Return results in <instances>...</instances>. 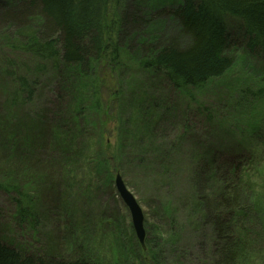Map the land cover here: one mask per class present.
<instances>
[{"label": "trees", "instance_id": "16d2710c", "mask_svg": "<svg viewBox=\"0 0 264 264\" xmlns=\"http://www.w3.org/2000/svg\"><path fill=\"white\" fill-rule=\"evenodd\" d=\"M153 1L0 0V122L13 125L16 120L5 113V107L23 110L33 104L40 79L50 74L49 70L59 77L64 70H71L70 74L76 76L74 88L71 76V85L66 90L61 89L62 81L58 85L60 78H52V94L59 103L57 116L50 118V109L31 111L26 115H34V123L23 132L25 134L17 130L9 134L10 130L0 129V195L4 196L11 221L16 229L43 238L45 232L40 222L47 220L49 200L55 203L57 214L63 216L62 208L57 207L59 203L49 195L46 197L45 191L44 198L35 197L21 187L28 174L20 164L14 163V155L18 162L22 161L19 157L24 156L35 157L37 163V155L43 152L48 165L59 161L64 175L75 172L78 179L75 184L72 180L70 185L74 184L80 195L76 194L74 201L94 198L99 189L115 195L116 177L120 175L128 184L126 178L131 175L126 165L135 163L150 189L167 192L166 208L171 200H177L172 190L184 194L195 183V169L187 165L192 160L196 172L204 173L212 190L217 192L210 191L211 200L214 204L220 201L221 207L215 212L207 211L205 204L198 200L186 205L185 218L191 233L180 231V237L176 235L168 241V245L177 250L176 256L169 255L170 261L210 264L206 253L211 252L225 259V264H254L261 259L264 262V243L257 242L264 237V142L237 137L248 128L244 119L247 110L254 106L251 105L254 90L242 88L235 97L221 102L222 107L203 94L211 81L222 79L232 69L234 52L242 48L248 60L253 58L261 64L257 84L259 94L264 93V0H178L179 4L173 9L164 7L166 9L156 10L151 16L146 10L139 11ZM158 5L154 9H159ZM168 16L178 21L180 34L189 38L187 45L180 44L179 37L164 39L159 35L157 23ZM4 78L10 81V87L4 85ZM71 91L69 107L75 120L81 111L92 110L86 115L85 124L98 128L103 142V159L96 165L100 169L95 167L96 176L94 169L86 171L81 167L77 171L69 161L81 141L78 132L82 133L79 121L75 127L60 125L63 103ZM168 119L176 130L171 137H165L157 128V124ZM20 125L17 120L16 127ZM260 129L256 127V133ZM109 133L117 138L114 148H111L112 141L106 138ZM89 148L91 145L87 153ZM108 152L114 154L113 157ZM186 154H191L190 159ZM91 155L88 161L92 164ZM3 160L8 165H3ZM100 176H104L102 182L94 183ZM32 179L40 178L35 174ZM64 196L65 200L60 201L69 209L68 217L78 220L77 227L79 223L84 227L83 232L79 230L80 236L75 235L78 240L83 241L96 227V237L92 238L93 243L89 241L94 251L86 249L72 235L69 247L64 249L63 243L60 245L62 258L52 260L46 251L48 242H54L51 237L41 247L35 245L33 249L32 245L23 248L12 242L11 237L0 236V264L166 262L163 251L155 246V236L146 234L143 250L128 217L122 228L118 219L110 218L112 214L96 217V213L91 212L89 222L84 223L83 219L79 220V213L83 212L79 209L81 205L74 202L77 210L73 209L69 205L72 202ZM153 197L159 198L158 194ZM3 204L0 196V216L4 212ZM90 208L102 212L101 204ZM165 213L171 217L169 212ZM62 224L68 226L64 221ZM172 230L176 231L174 224L165 230V236L171 237ZM203 233L206 235H197ZM112 234L117 235L118 253L108 260L97 253V248L109 246L107 241ZM196 236L206 240L211 237L214 244H198ZM187 239L199 245L195 262L186 261L184 254L192 249ZM178 245L186 251L180 250ZM258 250L260 257L253 260L251 256ZM64 252H69V257L64 256Z\"/></svg>", "mask_w": 264, "mask_h": 264}, {"label": "rangeland", "instance_id": "374dc122", "mask_svg": "<svg viewBox=\"0 0 264 264\" xmlns=\"http://www.w3.org/2000/svg\"><path fill=\"white\" fill-rule=\"evenodd\" d=\"M156 4H160L158 5L160 6V8L158 7L159 9H154ZM177 4H179L178 0H155L150 4H147L148 5L147 7L143 5V9L141 8L139 9V11L142 13L143 12L142 10H146L150 12L148 16H151L152 14H154L153 12H155L156 10L160 11L161 9H166V8L173 9ZM157 31L159 35L164 39L179 37L180 44L187 45L189 43V38L184 37L183 35L180 34L181 32L180 25L178 21L172 16L162 17L160 21H158L157 23ZM146 32H150V31L146 30ZM146 32L144 31L143 33L147 34ZM245 53L246 51L243 50V48L237 51L236 53L234 52L235 62L234 65L232 66V69L229 70L222 79L219 80L216 79L211 81L207 86V88L203 91V94L205 97L209 98L214 104L222 107V104H220L221 102H224V100L227 97H231V98L235 97L236 94L239 93V91H242V88L246 87L245 90H254V98L251 99V105L254 106H252V110H247V118L244 119V121L248 122L247 124L248 128L243 129L241 133H238L237 137L245 141L258 142L260 140V142L263 143L264 142V93L262 95L259 94L260 88H258V84H257L259 79V73L262 71V67L260 62L256 61L255 59L251 58V60H248L247 55ZM49 72L51 75L48 74L45 77H43L45 75L44 74L42 76L43 79L41 77L40 86H39L40 88L38 87L39 90L37 92L38 95H36L35 101H33V104L29 105L28 109L27 107H25L23 110H19V108H14V107L13 108L5 107L4 109L5 113H9L10 117H14L16 118V120L13 123V125L12 124L3 125L0 122V129L5 131L10 130L9 134H12L15 130L22 133L27 132L30 129V127H32L35 119L33 114H32L33 117L26 115L31 111H34L36 113L39 111H45L47 109H50L48 113V114H52L50 118L57 116L56 107H58L59 103L55 100V97L52 94V92L54 91L52 78L54 77L60 78V81H58V85L62 81L61 89L65 88L66 90L69 89L71 85V76H73L72 78H73V88H74V83H75L74 80L76 76L75 74H70L71 70H64L62 72V77H59L58 73L55 74L51 70H49ZM3 82L6 87H10V81L7 78H4ZM72 93L73 91H71V93L68 94L67 100L63 103L62 116L63 117L65 116L67 119L62 117V123H60V125L75 127L76 121L77 122L79 121L81 122V125H79L78 128L82 131L83 134L78 132V137L81 138V141L78 142L77 150L74 153V156L73 157L71 156L69 161L73 164L74 167L77 168V171L81 170V167L83 168V170L86 171H90L94 169L93 175L96 176L97 170L95 169V167L97 169H100V167L96 165L100 160L103 159V148H102L103 142L102 140L99 139L98 128L88 127L87 124H85L84 119L86 118L87 114L92 112V110L90 112L88 110H83V112L81 111V115H79L77 117V120H75L74 114L70 110L72 109V107H69V101L70 98L72 97ZM69 112L71 113L69 114ZM60 114L61 112L59 113V115ZM17 120L21 123L19 128L16 127ZM222 121H225L224 117L222 118ZM184 123H185V119L183 120V124ZM256 127L261 128L257 133H256ZM157 128L163 131V135L165 137L166 135L171 137L176 133V130L172 125L171 119H168L166 122H161L157 124ZM95 131H97V133H95ZM45 137L46 139H49L50 138L49 133H46ZM106 138L112 141L111 148H114L117 143L116 136L109 133L106 136ZM90 145H91V148H89L90 152L87 153V147H89ZM84 153L86 154L83 156ZM91 154H93L94 157V163L92 164L88 161L89 157L92 156ZM108 154L110 155L111 152H108ZM39 155H37L38 158L37 163L35 157L25 158L24 156H20L19 159H21L22 161L18 162L14 155L13 158L14 163L20 164L22 169L28 174V178H25V181L22 182L21 187H24L23 189L27 193H30L32 196L34 195L35 197H37V195H40L41 197L44 198L43 191H45L46 197H48L49 195L51 198L56 200L57 203H59L57 204V207L60 206L62 208L63 216L57 214V212L54 210V207L56 206L55 203L51 204L52 202L49 200L50 206L46 213L47 220H41L40 222L41 223L40 228L44 230L45 236L43 238L40 235L33 236L24 229L18 230L14 227L11 221V213L9 212V208L5 203L4 196L0 195L2 200L4 201L3 204L4 212L0 216V236H2L5 239H9L11 237L12 242H14L15 244L21 247L24 246L23 248H28L27 245H32L33 249L35 248V245L41 247L51 237L56 244L52 240L48 242L46 251L47 254L49 255V258L51 257L52 260L53 259L57 260V258L58 259L62 258L61 256L63 253L61 252L60 245L63 243V248L66 249L67 247H69V241H70L69 239L72 237V235L75 237V235L78 236L79 234L80 236L81 233H79V230L80 232L84 231V227L82 226L83 224L79 223L77 227L76 222L78 220H76L75 218L72 219L70 216L68 217L67 214H69V209L64 205L62 201H60V199L63 201L65 200L66 197L64 195H67L68 200L72 202L69 205L73 209H76L74 202L81 205L79 209H83L82 211L85 212L79 213L80 214L79 220L83 219L84 223L89 222L90 217H92L90 216L91 212H95L96 217L97 215L100 217L101 216L108 217V214H112L110 215V218H112L113 220L118 219L121 222V228L123 227L124 224L123 221H125L127 217L130 220L128 211L124 206V204L122 203L117 192L115 193V195H113L112 191L103 192L101 189H99L101 192L98 191L96 197L94 195V198L88 197V199H86L84 197L85 201H81L79 199L74 201L75 195L78 194L77 187L73 186L76 180L78 179L76 173L68 172L69 174L64 175L62 165L60 164L59 161H57L53 166H50L47 164L48 160L45 158L46 154L41 152L39 153ZM111 155L113 157L114 154ZM190 157L191 154H186L187 159H190ZM85 164L87 167L85 166ZM3 165H8L6 160H3ZM187 165L195 169V174L193 173L194 175L193 178L195 177V183L193 182V184L190 186L188 191L185 192L184 194L180 193L177 190H172L171 192L177 196V200L176 199L171 200L172 203L168 208H166L167 201L164 200V197L165 195H167V192L157 193L153 189H150L148 186V182L146 181L145 175H142L141 169L138 168L135 163L133 164L129 163V165L128 164L126 165V167L129 168V170L127 171H129L131 177L126 178L128 184L125 185H127L126 187L128 188V190L136 197L137 201L140 203L142 209L144 210L145 219H146L145 221L146 234H149V236L151 235L156 237V244H155L156 248L160 250V252L163 251L162 255L166 256L167 260L162 264H173V262L170 261L171 256L172 255L176 256L177 253V250H174L168 245V241H172L171 239L173 236L175 237L176 235H178L177 237H180L179 234L180 231H184L185 233H191L190 232L191 229L188 226V220L185 218V216L187 215L186 205H190L192 201L198 200V202L205 204L204 209H208L207 211L215 212L218 209V207H221L220 201L217 200V202H215L214 204L213 201L211 200L212 197L211 192L212 193H217V192H214L212 190V187H210V181L206 178L205 174L196 172V165L192 164V160H189ZM35 174H37V177L40 178L39 180L32 179L35 177ZM103 177L104 176H100L99 178L97 177L94 183H101ZM64 179H69V181L66 182V180ZM72 180L74 184L71 186L70 184L72 183L71 182ZM157 194L159 198H154L153 196ZM5 199L7 201V198ZM99 204H101L102 212L98 208L93 210L90 208L92 206ZM71 207L69 208L72 210ZM165 211L169 212V214H171V217L168 216L165 213ZM60 219L64 221L66 225L68 223V226L64 227ZM106 222L109 223L108 219H106ZM223 223L226 226V221H223ZM95 224H97L98 226L97 218H95ZM173 224L176 231L172 230L173 234L171 237L168 238L165 236L164 232L166 229H169L170 225ZM207 227L210 229L209 226ZM124 229H126V227ZM71 232L73 233L71 234ZM197 235H206V234L203 233ZM210 235H212L211 230H210ZM93 237H96V227H94L93 232L83 241L78 240V238L76 237L75 238L76 240H78V243L85 246L86 249L88 247L89 249L94 251V248L92 247L91 244ZM116 238L117 235L111 236L110 240L107 241L110 242L109 246L105 247L104 249L98 247L97 253L99 254L100 252L101 253L100 255L108 258V260L109 259L111 260L114 257V255L118 253L117 247H115ZM261 238L257 240V242L264 243V237L261 236ZM65 239L68 241H66ZM187 240L192 245V249L189 254L187 253L184 255L185 257L186 255L188 257V258L186 257V261L190 259L191 262L196 261L199 251V245H198L199 243L205 242L206 246H209L210 242L214 244L213 239L211 237L209 240H206L203 237L196 236L195 241L196 243H198L196 245L193 244L191 240L189 239ZM72 241L73 240H71L70 242ZM186 242L187 241L184 240L183 243L185 244ZM178 248L180 250L186 251L181 245H178ZM192 252H194V254ZM67 253L64 252L65 254L64 256L69 257ZM258 253L259 250L255 252V255L251 257L252 258L260 257ZM206 254L208 256L206 260L209 261L210 264H225L223 263L225 259L218 256V254L214 255L211 252H207ZM239 262L242 263V261ZM138 263L140 262L138 261ZM227 264L230 263L228 262ZM254 264H264V262L261 259L259 260V262Z\"/></svg>", "mask_w": 264, "mask_h": 264}, {"label": "water", "instance_id": "95a60500", "mask_svg": "<svg viewBox=\"0 0 264 264\" xmlns=\"http://www.w3.org/2000/svg\"><path fill=\"white\" fill-rule=\"evenodd\" d=\"M114 183H115L116 192L128 211L130 217V223L132 225V229L136 235V238L143 247V249H145L146 219H145L144 210L137 201L136 197L128 190L120 175L116 177Z\"/></svg>", "mask_w": 264, "mask_h": 264}]
</instances>
